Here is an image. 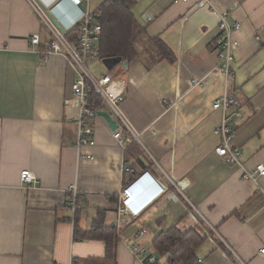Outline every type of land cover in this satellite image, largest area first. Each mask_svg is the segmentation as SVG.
<instances>
[{"label": "crops", "instance_id": "1", "mask_svg": "<svg viewBox=\"0 0 264 264\" xmlns=\"http://www.w3.org/2000/svg\"><path fill=\"white\" fill-rule=\"evenodd\" d=\"M35 1L48 22L67 34L87 12L101 20L107 0L80 6ZM134 1L132 13L145 30L137 41L141 57L112 70L99 57L90 67L97 76L125 82L121 114L140 140L123 148L98 116L96 145L79 152L73 69L63 56L37 52L47 50L52 38L28 0H0V264H139L130 242L169 264L154 241L175 227L205 236L197 251L200 264H264V194L215 154L221 114L212 108L225 91L237 98L243 118L235 144L248 170L264 165V0H212L230 23L241 24L228 84L215 72L219 16L207 3ZM34 35L41 39L36 49ZM154 38L176 55L173 65L162 61L146 69L145 49ZM102 111L124 128L107 106ZM25 170L37 180L31 187L21 180ZM72 185L81 192L78 220L69 209ZM120 207H127L122 226L116 223ZM100 211L118 234L113 262L104 259V242L75 237L76 225L89 230Z\"/></svg>", "mask_w": 264, "mask_h": 264}, {"label": "built area", "instance_id": "2", "mask_svg": "<svg viewBox=\"0 0 264 264\" xmlns=\"http://www.w3.org/2000/svg\"><path fill=\"white\" fill-rule=\"evenodd\" d=\"M35 8L37 14L44 21L51 33V44L45 51H38L44 57L63 56L68 65L73 69L76 79L71 84V90L78 103V114L73 119L77 127L76 149L81 151L85 146H95L93 120L98 117L102 108H94L93 103L97 98L102 99L105 106L115 114L124 124L123 129L114 131L115 140L123 147L128 148L134 142L140 140V135L133 131L122 116L121 106L124 104L127 96V86L124 81L114 78L110 75L97 76L91 70L90 61L99 58V43L102 35V24L98 17L87 12L79 23V37L75 44H72L65 36L56 29L50 22L46 12L36 3L35 0H28ZM74 5L80 6L83 2L89 3V0H71ZM204 3L216 12L219 16V36L216 44L219 49L218 65L215 72L222 75L225 83L228 84L235 66V59L240 49L239 42L234 40V34L241 30V24L238 22L230 23L228 13L220 12L212 3V0H202ZM174 3H188L189 0H173ZM41 44L39 35H34L31 39V46L36 49ZM200 81H195V85H200ZM214 111L221 114L220 123L214 130V135L219 139V144L215 149V154L222 158L228 165L239 168L242 171L243 178L252 182L258 192L264 194V186L260 179L264 177V165L260 164L254 171H250L244 165V154L241 148L235 144L236 123L243 118V113L238 105L235 96L225 91L218 97L212 106ZM126 132L128 135H126ZM128 172L129 169H125ZM21 180L25 187H31L37 180L30 170H25L21 174ZM127 185L131 186L129 178L126 179ZM132 187V186H131ZM126 189V192L131 188ZM70 202L69 209L75 214L81 210L79 204V191L77 185H72L69 190ZM128 201V200H127ZM127 214V207H120L118 210V226H122V218ZM74 220V219H73ZM142 233H145L143 231ZM128 247L133 258L139 264H160V257L152 254L147 248L139 246L134 242L128 243ZM264 254V249L261 251ZM69 264H75L71 259Z\"/></svg>", "mask_w": 264, "mask_h": 264}, {"label": "trees", "instance_id": "3", "mask_svg": "<svg viewBox=\"0 0 264 264\" xmlns=\"http://www.w3.org/2000/svg\"><path fill=\"white\" fill-rule=\"evenodd\" d=\"M134 0H107L101 6L102 35L99 44V57L122 58L124 62H131L141 57L137 41L144 36L145 30L140 27L132 13ZM70 42H77L79 26L65 34ZM141 40V39H140ZM150 47L145 49L147 57L146 69L150 70L156 64L167 61L173 65L176 55L159 38L149 39ZM104 105L102 99L97 98L93 103L96 109ZM76 220L80 211L76 212ZM76 225V222H75ZM83 240H100L105 243V260L113 262L116 259L119 238L116 228L107 226L105 213L100 211L93 220L91 228L87 231L75 227V237ZM206 239L197 230L182 232L172 228L160 235L154 241V248L161 256H167L169 264H200L197 251Z\"/></svg>", "mask_w": 264, "mask_h": 264}, {"label": "water", "instance_id": "4", "mask_svg": "<svg viewBox=\"0 0 264 264\" xmlns=\"http://www.w3.org/2000/svg\"><path fill=\"white\" fill-rule=\"evenodd\" d=\"M53 23L56 24V26H58L63 33L64 30H62V28L59 25H57V23H55V22H53ZM122 61L123 60L120 57H118V58H107V59L103 60V64L108 70H112L117 65H119ZM124 64H125V66H127L128 62H125ZM98 116L105 118L106 121L109 123L110 128L113 131H116L119 129V125L116 123V121L112 118V116L108 112L100 111L98 113ZM139 184H141V182Z\"/></svg>", "mask_w": 264, "mask_h": 264}, {"label": "rangeland", "instance_id": "5", "mask_svg": "<svg viewBox=\"0 0 264 264\" xmlns=\"http://www.w3.org/2000/svg\"><path fill=\"white\" fill-rule=\"evenodd\" d=\"M92 70V69H91ZM93 71V70H92Z\"/></svg>", "mask_w": 264, "mask_h": 264}]
</instances>
